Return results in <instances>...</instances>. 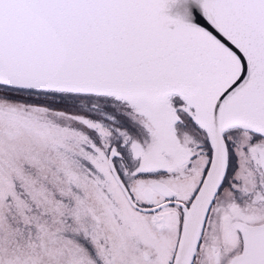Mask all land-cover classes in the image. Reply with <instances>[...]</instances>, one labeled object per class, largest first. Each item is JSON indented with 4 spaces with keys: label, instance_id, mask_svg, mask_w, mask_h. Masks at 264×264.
Instances as JSON below:
<instances>
[{
    "label": "snow or ice",
    "instance_id": "snow-or-ice-1",
    "mask_svg": "<svg viewBox=\"0 0 264 264\" xmlns=\"http://www.w3.org/2000/svg\"><path fill=\"white\" fill-rule=\"evenodd\" d=\"M0 264H264V0H0Z\"/></svg>",
    "mask_w": 264,
    "mask_h": 264
}]
</instances>
